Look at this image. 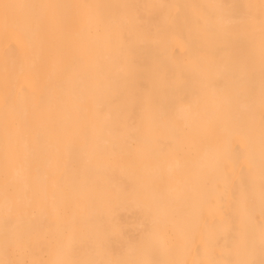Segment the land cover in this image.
<instances>
[{"label": "bare ground", "instance_id": "obj_1", "mask_svg": "<svg viewBox=\"0 0 264 264\" xmlns=\"http://www.w3.org/2000/svg\"><path fill=\"white\" fill-rule=\"evenodd\" d=\"M263 24L264 0H0V185L29 191L0 188V264H264Z\"/></svg>", "mask_w": 264, "mask_h": 264}, {"label": "rangeland", "instance_id": "obj_2", "mask_svg": "<svg viewBox=\"0 0 264 264\" xmlns=\"http://www.w3.org/2000/svg\"><path fill=\"white\" fill-rule=\"evenodd\" d=\"M257 25H258V24H257ZM263 25H264V24H263ZM261 26H262V25H261ZM252 28H253V27H252ZM256 31H257V30H256ZM261 32H264V31L261 30ZM251 33L254 34L255 31H254V32H251ZM251 33H250V34H251ZM243 79H244V78H243ZM245 81H246V80H245ZM245 81H244V82H245ZM247 81H248V80H247ZM241 82H243V81H241ZM241 84H243V83H241ZM243 85H244V86H247V84H246V85L243 84ZM239 88H240V87H239ZM241 88L243 89V91H245L244 89L248 90L247 87H246V88H243L242 85H241ZM249 90H250V89H249ZM240 91H241V90H240ZM243 91H242V92H243ZM232 92H233V91H232ZM232 92H231V93H232ZM236 92H237V91H236ZM252 93H253V90H252ZM235 95H238V94L234 93V95H231V97L234 99ZM233 96H234V97H233ZM262 96H263V95H261L260 97H262ZM237 97H238V96H236V98H237ZM236 98H235L233 101H235ZM228 99H229V98H228ZM228 110L230 111V109H228ZM234 118H235V117H234ZM236 119H237V118H236ZM236 119H235V120H236ZM238 124H239V122H238ZM236 127H237V126H236ZM236 127H235V128H236ZM240 127H241V126H240ZM237 128H238V127H237ZM240 129H241V128H240ZM238 130H239V129H238ZM235 131H236V130H235ZM236 133H237V131H236ZM230 135H231V134H230ZM234 135H235V136H234ZM234 135H233V139H234L236 136L238 137V133H237V134H234ZM244 135H245V134H244ZM245 136H246V135H245ZM229 137H230V136H229ZM247 137H248V135H247ZM247 137H245V139L243 140V144L245 143L244 141H245L246 139H248ZM228 139H232V138H228ZM235 139H237V138H235ZM235 139L233 140V144H234V143L237 144V142L235 141ZM234 141H235V142H234ZM237 141H238V139H237ZM228 142H229V140H228ZM229 144H230V143H229ZM243 144H242V145H243ZM234 145H235V144H234ZM245 145H246V144H245ZM246 159H247V158H246ZM246 159H245V160L243 159V160H244L243 163H245V162L247 163ZM248 161H249V160H248ZM249 163H250V162H249ZM236 164H237V161H236V163H235V166H236ZM246 165H247V164H246ZM69 169H70V168H69ZM53 170H54V169H53ZM53 170H52V171L49 170V173L54 174V173H53ZM60 170H61V169H60ZM60 170H59V171H60ZM62 170H63V174L66 176V177H65V176L62 175V176H63V178H62L63 180H61L60 176H57V177L60 178V179L58 178V180H56L57 177L54 178V177L58 174V169H57V170H56L57 172L54 170V171L56 172V175H55V174H54V175L51 174V175L53 176V180L50 179V175H49V179H47L48 177L46 178V179L48 180L46 184H48V183L50 182V180H51V183H50V184H52V186L54 187V185H53L54 183H53L52 181L56 180V182H57V181L60 180V181H63V183L61 182V183H62V184H61L62 186H63L64 183H65V185H68V186L65 187V189L68 191L69 185H70L71 183L73 184V182L75 181V180H74L75 177H77V178H75L76 181L78 180V177H80L78 181H81V176H79L80 173L77 174V172H76V171H78L77 169H76V171L73 170L72 168L70 169L71 172H72V170L76 172V173L73 172L74 175H72V176L74 177V178H73L74 181H73V180H70L72 177H71V178L69 177L70 179H67V176H69V175H68V173H66V172H69L70 170L65 169L66 172L64 171V169H62ZM67 170H68V171H67ZM60 172H62V171H60ZM64 172H65V173H64ZM71 172H70V176H71V174H72ZM8 173H9V172H7V174H5L6 177H7V176L9 177ZM10 173H11V172H10ZM12 173H13V174H12ZM12 173H11V174L14 176V175H15V174H14L15 172H12ZM19 173H20V172H19ZM19 173L16 172V174H18V175H19ZM25 173H26V172H25ZM25 173H24V174H25ZM27 173H28V172H27ZM32 173H33L34 176H35V173H36V172H35V173L32 172ZM37 173H38V174H37V177H38L39 175H40V176H43V174H46V172H45V173L41 172L40 174H39V172H37ZM49 173L47 172V174H49ZM2 174H4V173H2ZM20 174H22V173H20ZM28 174H29V173H28ZM41 174H42V175H41ZM61 174H62V173H61ZM66 174H67V175H66ZM58 175H60V173H59ZM75 175H76V176H75ZM77 175H78V176H77ZM13 176H10V177L12 178ZM21 176H22V175H21ZM27 176H28V175H27ZM30 176H32V174L29 175V177H30ZM40 176H39V177H40ZM46 176H47V175H44V176H43V180H44V178H45ZM2 177H3V178H2V179H3V182H1V184L3 185V183L6 182V179H7V178H4V175H2ZM15 177L18 179L17 176H15ZM15 177H14V179H16ZM23 177H24V176H23ZM37 177H36V179H35L34 177H33L34 179H33V178H32V179H33L34 181H37V180L39 179V177H38V179H37ZM19 178H22V177H19ZM25 178H27V177H25ZM40 178H42V177H40ZM51 178H52V177H51ZM65 178H66V179H65ZM8 179H10V178H8ZM46 179H45V181H46ZM11 180H12V179H11ZM21 180H23V179H21ZM28 180H29L31 183L33 182V180L31 181L29 178H28ZM28 180L24 179L23 181H24V182H27ZM39 180H40V179H39ZM39 180H38V181H39ZM66 180H67L68 182H71V183H68V184H67V183H66V182H67ZM17 181H20V179H18ZM23 181H22V182H23ZM45 181H44V182H45ZM60 181H59V182H60ZM64 181H66V182H64ZM78 181H77V183H78ZM7 182H8V180H7ZM13 182H15V180L11 182V184H12L13 186H12V185H11V186L9 185L10 187H13V188H11L12 192H13V191H16V189H17V188L19 189V187H20V185H18L20 182H17V183H18V184H17L18 187H17V185H16V186H15L16 189L13 190V189L15 188ZM24 182L22 183V185L24 184ZM40 182L43 183V181H40ZM40 182L38 183V185L40 184L39 189H41V185H42ZM56 182H55V183H56ZM59 182H58V183H59ZM31 183H30V184L28 183V188L30 187L29 185H31ZM6 184H7V183H6ZM9 184H10V182H9ZM15 184H16V182H15ZM25 184H26V183H25ZM33 184H34V183H32V185H33ZM46 184L43 183L44 187H45V188H48V187H47L48 185L46 186ZM74 184H75V183H74ZM79 184H81V183H79ZM79 184H78V186H80ZM2 185H0V188H1V190L3 191V189H5V188H2ZM4 185H5V183H4ZM32 185H31V186H32ZM36 185H37V184H36ZM58 185H59V184L56 183L55 186H57V187H54V188H56L55 190H56L57 192H58V191H59V193L61 192V193H60V198H61L62 196L64 197V195L62 194L64 191H63V192L60 191V190H62L63 188H62V186H61V188H62V189H61L60 186H59V188H60V190H59ZM75 185H76V184H75ZM9 186H8V184H7V187H6V185H5V187L8 189V191H6V192H7V195H6V192H5L6 197L8 196V192H9V191H10L9 194L12 193L11 190L9 189V188H10ZM26 186H27V185H25V187H26ZM72 186H73V185H70V187H71L70 189L73 188ZM3 187H4V186H3ZM8 187H9V188H8ZM35 187H36V186H35ZM67 187H68V188H67ZM74 187H75V186H74ZM22 188L24 189V187H22ZM22 188H20V190H21ZM30 188H31V187H30ZM33 188H34V186H33ZM45 188H44V194H45V197H47L49 191H50L49 194H51V191H55V190H52V189H54V188H52L51 186H49V188H50L51 190H50L49 188L47 189V191L49 190L48 192L46 191ZM76 188H78L77 185H76ZM76 188H75V189H76ZM79 188H80V187H79ZM79 188H78V190H76V191H75V189L73 188V189H74V192H76V193L79 194V193L81 192V189L79 190ZM7 189H6V190H7ZM73 189H72V191H73ZM20 190L17 191V193L19 192L18 194H19L20 196H23V194L26 193V191H27V190H26V191H24L23 193L21 192V193H22V194H21V193H20ZM28 190H30V189H28ZM31 190H33V189H31ZM34 190H36V189H34ZM42 190H43V188H42ZM2 191H1V192H2ZM21 191H22V190H21ZM70 191H71V190H70ZM77 191H80V192H77ZM1 192H0V193H1ZM27 192H29V191H27ZM34 192H36V191H34ZM46 192H47V194H46ZM57 192H55L56 195L58 194L57 196L54 194V192L52 193V194H54V196H55L56 198H55L53 195H51V197L53 196V198L56 199L55 203H57V202L59 201V199H60V198L57 199V197H59V193H57ZM74 192H73V195H76V196H77V194L74 193ZM17 193H12V194L16 195ZM36 193L38 194L37 196H40V195H39L40 192L38 193V191H37ZM36 193H35V194L33 193V194L36 195ZM42 193H43V192H42ZM18 194H17V195H18ZM27 194H28V193H27ZM27 194H26V197L28 196ZM30 194L33 195L32 192H30ZM3 195H4V194H3ZM14 195H13V196H14ZM24 195H25V194H24ZM34 195H33V197H32V200L30 199V201H29L30 203L35 202V201L33 200V199H34ZM69 195H70V194H69ZM69 195L67 196V198H68V197H72V195H71V196H69ZM11 196H12V195H11ZM37 196L35 197L36 199H37ZM49 196H50V195H49ZM65 196H66V195H65ZM76 196H75V198H76ZM78 196H79V195H78ZM80 196H81V193H80ZM4 197H5V196H4ZM4 197H3V198H4ZM45 197L41 195V198L44 199ZM51 197H50V198H51ZM3 198L0 197L1 206H5V207H6L5 203H7V202L9 203L10 195H9V200H8V198H6V199H3ZM17 198H19V197H17V196L15 197V196H14V198H12V201H13V199L15 200V203H13V204H16V203H20V202H21V201H20V202H19V201L16 202V199H17ZM41 198H39V199H41ZM50 198L48 197L49 200H50ZM67 198H65V199H66L65 201L67 202V204H68V203L71 204V205H72V204H73V205L75 204V205L77 206V204L80 203V197L77 198V199H79V200H78V203H77V201H76L77 204L74 202V200L71 201L70 198H69V199H70V202H68L69 200H67ZM20 199L23 201L25 198L22 199V198L20 197ZM20 199H19V200H20ZM27 199H28V198H27ZM27 199H25L26 202H27ZM55 199H52V200H51V201H52L51 204H50V201H47V202H49V203H47L48 205L45 203L46 206L51 205V208H50V206H49V209H52V207H54L53 211L56 210V211H55V215H57L58 213H60L59 215H60V216H63V215L65 214L66 211L68 212V208H69V212L71 213V211H70V207H69V205H67V204H66V206L64 207V208H67V210H66V209H63V210H65V211H63V210L61 209V208L63 207V206H61L63 203L60 204V206H61V208H60V209H61V212H60L59 210H57V208H56V206H55V203L53 202V200H55ZM63 199H64V198H62V200H63ZM72 199H73V198H72ZM77 199H75V200H77ZM6 200H8V201L6 202ZM44 200H45V199H44ZM2 201H3L4 204L2 203ZM10 201H11V200H10ZM13 202H14V201H13ZM26 202H25V204H26ZM29 202H28V203H29ZM39 202H43V201H42V200H39ZM39 202L36 201L34 204L37 203L38 205H41V204H39ZM44 202H46V201H44ZM44 202H43V203H44ZM60 202H63V201H60ZM60 202H59V203H60ZM66 202H65V203H66ZM71 202H72V203H71ZM73 202H74V203H73ZM53 203H54V204H53ZM59 203L56 204V205H59ZM65 203H64L63 205H65ZM2 204H3V205H2ZM34 204H29V206L32 207V206H34ZM37 204L35 205L36 207L38 206ZM52 204H53V205H52ZM9 205H10V203H9ZM9 205H8V206H9ZM20 205H21V204H20ZM20 205H17V207H19V209H20ZM71 205H70V206H71ZM1 206H0V209H1L4 213L10 214L9 216L11 217V219L17 217V216H16V213H17V212H16V209H17V208L12 209L13 207H16L15 205H14L13 207L9 206L11 209H10V208L7 209L8 206H7L6 208H5V207L3 208V207H1ZM21 206H22V205H21ZM23 206H24V204H23ZM23 206H22V207H23ZM25 206H26V205H25ZM25 206H24V207H25ZM41 206H42V205H41ZM41 206H40V208H41ZM60 206H59V207H60ZM79 207H80V206H79ZM79 207H78V208H79ZM26 208H29V207L26 206ZM42 208H43V207H42ZM42 208H41V209H42ZM44 208H45V207H44ZM44 208H43V209H44ZM78 208L76 207L77 211H78ZM29 209H30V208H29ZM32 209H33V207H32ZM37 209H39V208H37ZM37 209L35 208V212L32 210L34 214L37 213V212H36ZM43 209H42V213H41V211L38 210L39 213H41L42 216H40V214H39V216H40V217H39L38 214H36V217H35V218H33V217H34L33 213L30 212L31 209L27 212V213L30 212V214L32 213L33 217H32V216H31V217L33 218L34 221H37L36 219H37V217H39V218H38V219H39L38 221H40V222H38V226H40L39 224H40L41 222H43V223L45 224L44 221L46 220V218H44L45 216H43V211H44ZM47 209H48V208H46L45 212L47 211V212H46V215L48 216L49 212H48ZM71 209H72V208H71ZM5 210H7V212H5ZM21 210H23V209H21ZM24 210H25V209H24ZM24 210H23V212H25L27 209H26L25 211H24ZM72 210H73V209H72ZM17 211H18V210H17ZM19 211H20V210H19ZM51 211H52V210H51ZM53 211H52V212H53ZM12 212H13V213H12ZM15 212H16V213H15ZM63 212H64V214H63ZM69 212H68V214H66V215H68V216H66V215H64V216L69 217V220H72V218H70V216L74 214V213H73L74 210H73V212H72L73 214H71V215L69 214ZM80 212H81V208H80ZM80 212H79V213H80ZM4 213H3V214H4ZM19 213H21V212H19ZM19 213H18V214H19ZM47 213H48V214H47ZM56 213H57V214H56ZM7 214H5V215H7ZM62 214H63V215H62ZM76 214H78V213L75 211V215H74V216H71V217H73V218L76 217ZM44 215H45V213H44ZM51 215H52V214H51ZM53 215H54V213H53ZM69 215H70V216H69ZM79 215H80V217L82 216L81 213H80ZM79 215H78V216H79ZM7 216H8V215H7ZM49 216H50V214H49ZM78 216H77V217H78ZM52 217H53V216H52ZM52 217H50L49 219H51ZM54 217H55V216H54ZM66 217H64V218L66 219ZM80 217H79V218H80ZM7 218H8V217H7ZM40 218H41V220H43V219H45V220L41 221ZM60 218H61V217H60ZM62 218H63V217H62ZM8 219H10V218H8ZM47 219H48V217H47ZM54 219H55V218H54ZM80 219H81V218H80ZM51 220L53 221V219H51ZM63 220H64V219H63ZM52 221L48 220V221H47L48 223L46 222V226H45V228L43 227L44 230H42V227H40V231H38V232H36V233H39V232H41V230H42V234L46 233V235H47L49 232H47L45 229H46L47 226H48L47 229H49V226H50L49 224L54 222V221H53V222H52ZM49 222H50V223H49ZM54 223H55V222H54ZM81 223H82V222H81ZM81 223H80V224H81ZM34 224H36V223H34ZM41 224H42V223H41ZM42 225H43V224H42ZM36 226H37V224H36ZM43 226H44V225H43ZM35 228H36V230H39V229H37V227H35V225H34L33 229H35ZM38 228H39V227H38ZM79 229H80V228H79ZM81 229H82V227H81ZM81 229H80V230H81ZM36 230H34L33 232L35 233ZM44 231H45V232H44ZM48 231H49V230H48ZM43 232H44V233H43ZM82 232H84V230H83ZM82 232L80 231V234H82ZM30 233H32V232H30ZM32 234H33V233H32ZM42 234L40 233L38 236H37V234H35V236L40 237V235H42ZM30 235H31V234H29V235L27 236V238H28ZM47 236H48V235H47ZM47 236H46V237H47ZM80 236H81V235H80ZM83 236H84V235H83ZM33 237H34V236H33ZM33 237H29V238L33 239ZM42 237H43V236H42ZM42 237H40V238H42ZM19 238H20V240H22V239H21L22 237H18V240H16L17 238L15 239L16 242L18 241V242H17L18 245H19ZM44 238H45V234H44ZM47 238H48V237H47ZM47 238H46V239H47ZM81 238H82V237H81ZM81 238H80V240H82ZM23 239H25V237H24ZM38 239H39V238H37L36 240H38ZM71 239H72V238H71ZM71 239H70V242H72ZM26 240L28 241L29 239H26ZM40 240H42V239H39V241H40ZM43 240H44V239H43ZM22 241H23V240H22ZM44 241H45V240H44ZM44 241H42L41 244H43ZM16 242H15V243H16ZM20 242H21V241H20ZM25 242H26V241H25ZM29 242H30V241H29ZM22 243H24V242H22ZM80 243H82V241H81ZM36 244H37V243H36ZM20 245H21V243H20ZM37 245H38V244H37ZM47 245H48V244H47ZM71 245H72V243H71ZM22 246H23V245H22ZM26 246H27V245H26ZM13 247H14V246H13ZM13 247L10 248V252H11L12 249L14 250ZM15 247H16V246H15ZM17 247H18V246H17ZM17 247H16V248H17ZM34 247H35V246H34ZM41 247H42V245H41ZM44 247H45V246H44ZM19 248H20V246H19ZM21 248H22V247H21ZM28 248H31V247H28ZM42 248H43V247H42ZM35 249L37 250V248H35ZM35 249H34V250H35ZM20 250H21V249H19V250H18V249H17V250L15 249L14 251H16V252H11L10 254H16V253H17L18 251H20ZM30 250L33 251V248L30 249ZM48 250H49V249H48ZM48 250H47V251H48ZM39 251H40L39 254H41L42 252L44 253L46 250L44 249L43 251H42V250H39ZM82 251H83V249H82ZM20 252H21V251H20ZM21 253H22V252H21ZM30 253H31V251L29 252V249H28V254H27L28 257L24 255V256L27 258L26 261H28L29 258H32V256H33L32 253H33V252L31 253L32 256L29 257ZM35 253H36V252H35ZM43 253H42V254H43ZM47 253H48V252H47ZM47 253H46V256L50 257L49 254L47 255ZM17 255H18V253L16 254V258L19 256L18 258L20 259V255H18V256H17ZM34 255H35V254H34ZM13 256H14V255H11V257H13ZM24 256H23V257L21 256V257L24 259V258H25ZM40 256H41V255H40ZM43 256H45V254H43ZM13 258H14V257H13ZM18 258H17V262H18V260H19ZM22 258H21V260H22ZM33 258H34V257H33ZM33 258H32V259H33ZM35 258H36V257H35ZM14 259H15V258H14ZM32 259H31V261H32ZM15 260H16V259H15ZM15 260H14V261H15ZM21 260H20V262H21ZM24 260H25V259H24ZM59 260H60V259H59ZM35 261H36V259L33 260V262H35ZM60 261H61V260H60ZM60 261H59V262H60ZM20 262H19V263H20ZM22 262H24V261L22 260ZM33 262H32V263L30 262V264H34ZM15 263H16V262H15ZM24 263H26V262H24ZM36 263H37V262H36ZM54 263L57 264V262H55V261H54ZM54 263H52V264H54ZM62 263H63V262H62ZM17 264H18V263H17ZM26 264H27V263H26ZM49 264H51V263H49Z\"/></svg>", "mask_w": 264, "mask_h": 264}]
</instances>
